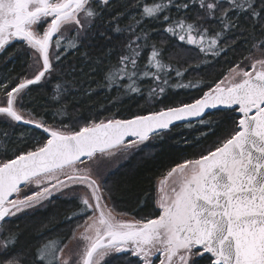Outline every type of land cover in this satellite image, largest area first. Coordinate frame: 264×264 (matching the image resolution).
Masks as SVG:
<instances>
[{"label":"snow or ice","instance_id":"obj_1","mask_svg":"<svg viewBox=\"0 0 264 264\" xmlns=\"http://www.w3.org/2000/svg\"><path fill=\"white\" fill-rule=\"evenodd\" d=\"M113 2L0 0V52L21 44L32 60L30 75L0 80V123L46 134L9 155L10 134L0 132V264H264V0ZM230 53V67L210 83L183 82ZM36 85L48 89L54 118L67 112L74 88L153 103L171 90L202 94L128 119L49 125L27 110ZM209 110L222 111L230 126L167 171L156 188L158 214L137 220L116 212L111 166L177 122L210 127ZM54 193L78 201L66 220L83 222L65 238L41 233L19 248L7 224Z\"/></svg>","mask_w":264,"mask_h":264},{"label":"trees","instance_id":"obj_2","mask_svg":"<svg viewBox=\"0 0 264 264\" xmlns=\"http://www.w3.org/2000/svg\"><path fill=\"white\" fill-rule=\"evenodd\" d=\"M123 2L124 0H114L113 8H120ZM231 58L230 53L228 57L208 62L199 71L190 72L183 82L210 83L227 71L230 65L226 61ZM67 60L73 61L75 56L69 54ZM31 62L21 44H15L7 51L0 52V80L28 75ZM95 87L93 84L92 88ZM201 94L202 92L195 88L171 90L162 103H153L142 96L130 99L103 91H95L91 96H85L82 90L74 88L64 101L67 112L55 118L54 110L48 106L47 88L32 86V91L25 100L27 110L37 113L36 118L46 120L49 125L58 124L61 120L66 123L75 120L79 125L91 120L128 119L133 115L147 114L165 106H174L181 101L190 103ZM205 120L212 122L210 127L200 125L197 121L192 122L191 126L185 123L173 127L163 139L157 136L146 141L121 168L107 177L108 187L111 188L110 202L116 212L127 213V216L137 220L154 218L158 214L154 205L155 182L164 177L176 163L194 158L202 149L211 147L230 126V121L224 119L222 111L206 115ZM5 131L10 134L12 141L9 145L11 149L9 155L17 149L33 148L46 137L38 130L18 125L13 131L5 123H0V132ZM185 139L187 143L184 142ZM3 158H5L3 153H0V159ZM146 194H150L149 198H146ZM77 203L78 201L70 196L55 197L42 208L13 217L7 227L19 235V248L36 244L41 233L45 239L65 238L77 222H82V219L78 218L66 220L67 216L77 211ZM65 242L68 241L65 239ZM112 264L118 262L113 261Z\"/></svg>","mask_w":264,"mask_h":264},{"label":"rangeland","instance_id":"obj_3","mask_svg":"<svg viewBox=\"0 0 264 264\" xmlns=\"http://www.w3.org/2000/svg\"><path fill=\"white\" fill-rule=\"evenodd\" d=\"M31 61H32V60H31ZM31 64H32V62H31ZM29 70H30V73H29L28 75L31 74L32 69L30 68ZM142 145H143V144H142ZM142 145L139 146V149L142 147ZM139 149H133V150H130V151H131V155H132L133 153H135V151H137V150H139ZM131 155H130V156H131ZM130 156H128L126 159H124V158L118 159V160H117V161L111 166L110 174L114 173L116 170H118L119 168H121V167L125 164V162L128 160V158H129ZM108 176H109V175H108ZM108 176H107V177H108ZM165 176H166V175H165ZM165 176H164V177H165ZM164 177L160 178L159 180H157V181L155 182V188H154V205H155V194H156V188L158 187L159 182H160L161 180L164 179ZM61 179H64V177H61ZM58 196L66 197V196H68V195H61L60 193H54L53 196H52V198H51V200L54 199L55 197H58ZM109 203H110V205H112L110 201H109ZM155 208H156V207H155ZM156 210H157V209H156ZM126 218H128V219H132L130 216H127ZM82 222H83V221H82ZM82 222H80V223H82Z\"/></svg>","mask_w":264,"mask_h":264},{"label":"water","instance_id":"obj_4","mask_svg":"<svg viewBox=\"0 0 264 264\" xmlns=\"http://www.w3.org/2000/svg\"><path fill=\"white\" fill-rule=\"evenodd\" d=\"M213 112H218V111H215V110H209V114H211V113H213ZM196 120L193 118L192 119V122H195ZM181 124H185V122H177V124H176V126L177 125H181ZM19 125H21V126H24V127H28V128H30V129H34V130H38V131H40V132H42V130H40V129H35L33 126H30V125H24V124H19ZM43 133V132H42ZM44 134V133H43ZM45 136H46V134H44ZM129 139H134V138H129Z\"/></svg>","mask_w":264,"mask_h":264}]
</instances>
